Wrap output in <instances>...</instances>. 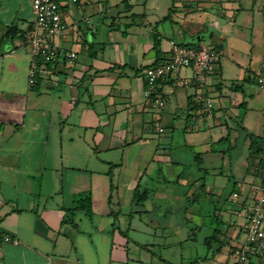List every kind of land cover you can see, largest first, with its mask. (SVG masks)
<instances>
[{
  "label": "crops",
  "instance_id": "crops-1",
  "mask_svg": "<svg viewBox=\"0 0 264 264\" xmlns=\"http://www.w3.org/2000/svg\"><path fill=\"white\" fill-rule=\"evenodd\" d=\"M148 2L138 16L139 0L69 4L51 41L77 57L60 55L31 85L33 1L0 0V225L18 240L2 245L0 264H238L264 177V41L235 69L224 57L241 42L242 0ZM221 28L224 57L203 90L211 115L194 117L195 87L160 82L162 108L146 96L144 70L171 55L172 40L210 41Z\"/></svg>",
  "mask_w": 264,
  "mask_h": 264
},
{
  "label": "built area",
  "instance_id": "built-area-1",
  "mask_svg": "<svg viewBox=\"0 0 264 264\" xmlns=\"http://www.w3.org/2000/svg\"><path fill=\"white\" fill-rule=\"evenodd\" d=\"M36 10L38 30L30 34L33 59L30 65L29 82L34 85L37 78L47 72L46 65L59 59L60 55L69 59L77 57L74 51H59L51 38L60 35L65 28L63 13L69 4L82 0H32ZM262 26L264 28V5ZM224 50L222 47L210 48L200 41L198 45L181 44L171 41V55L144 70L145 93L155 104L162 108L166 98L159 90L160 82L172 81L173 86L195 87L194 99L197 104L194 117L203 118L212 114L213 98L203 90L207 86V77L212 74L220 62ZM192 68V76L177 77L181 69ZM258 84L264 88V76L257 77ZM163 131V128H160ZM258 196L255 202L247 207L246 220L243 224L246 241L234 250L238 264H247L254 256L264 255V177L256 187ZM18 243V240L5 233L0 225V250L4 243Z\"/></svg>",
  "mask_w": 264,
  "mask_h": 264
},
{
  "label": "rangeland",
  "instance_id": "rangeland-1",
  "mask_svg": "<svg viewBox=\"0 0 264 264\" xmlns=\"http://www.w3.org/2000/svg\"><path fill=\"white\" fill-rule=\"evenodd\" d=\"M241 4L242 5L240 9V16L237 18L236 24V29L240 27V30L243 31V33L238 37V40H241V42L240 44L232 48L231 51H229L225 57L223 56L224 60H228L229 64L235 69H238L239 67H244L246 69L249 65L245 64L244 62L246 61L247 63L248 59L253 55L255 49L251 51V48L255 46L254 43L261 41V39H263L264 41V36L262 32L264 0H242ZM149 5V2L147 4H144L143 0H139V3L135 6V11L138 12L137 16L140 15L139 12H143L145 8H147V6ZM146 13V18L148 22H150L151 27H153L154 30L156 29L157 31H159L157 27V23L159 22V19H157L158 15L152 14L151 10H146ZM203 14L207 13L203 12ZM232 16L233 13L231 17ZM220 19H222L223 23L226 22L228 24L230 22V26H232L233 21H235L236 17H220ZM138 20L139 19H136L137 22ZM240 30L238 29V31ZM227 36L228 31L226 29L221 28L220 32L212 40H204L202 42L210 48H215L221 46L220 44H222V41H224ZM243 60L245 61L243 62ZM257 72V70L251 71L252 76H255V73ZM175 131L177 132V130Z\"/></svg>",
  "mask_w": 264,
  "mask_h": 264
},
{
  "label": "trees",
  "instance_id": "trees-1",
  "mask_svg": "<svg viewBox=\"0 0 264 264\" xmlns=\"http://www.w3.org/2000/svg\"><path fill=\"white\" fill-rule=\"evenodd\" d=\"M170 16V14H168L166 16V18H168ZM11 31H12V27H10L7 31V34H10L11 35ZM200 41H195V42H189V43H186V45H196V44H199ZM159 46V41H156V46ZM38 79V78H37ZM230 141V135L228 134L227 136L225 137H222L218 143H228ZM195 157L197 159V165L198 167L200 168L201 170V164H202V155L200 153H195ZM111 178H113V174L111 173ZM112 187H113V182H112ZM145 190L140 191L139 189V184L136 185L135 187V192H134V203H139L143 200V196L145 194ZM76 208H81V209H84L88 214H91L92 212V207H91V199L89 196H82V195H78V197L76 198ZM214 238H215V234L211 235L210 237H208L206 239V243L209 245H211L214 241Z\"/></svg>",
  "mask_w": 264,
  "mask_h": 264
},
{
  "label": "water",
  "instance_id": "water-1",
  "mask_svg": "<svg viewBox=\"0 0 264 264\" xmlns=\"http://www.w3.org/2000/svg\"><path fill=\"white\" fill-rule=\"evenodd\" d=\"M196 39H197V41H200L201 39H203V37L199 35L196 37Z\"/></svg>",
  "mask_w": 264,
  "mask_h": 264
}]
</instances>
